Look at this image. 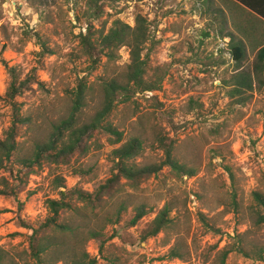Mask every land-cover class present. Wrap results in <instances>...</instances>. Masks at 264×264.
<instances>
[{"label": "rangeland", "instance_id": "obj_1", "mask_svg": "<svg viewBox=\"0 0 264 264\" xmlns=\"http://www.w3.org/2000/svg\"><path fill=\"white\" fill-rule=\"evenodd\" d=\"M137 14L147 19L149 29L142 51L145 82L156 83V89L132 85L116 94L105 122L120 133L119 142L116 134L96 131L86 154L66 165L36 166L16 199L0 196V244L28 246V228L20 221L37 227L45 219L46 200L58 197L55 176L64 179L67 189L94 192L112 175L113 150L137 137L142 150L135 162L160 169L133 186L122 179L108 199L106 213L120 204L126 209L117 224L106 227L102 240L85 244L98 263L264 264L246 256L264 249V223L257 225L250 216L251 193L264 191V84L245 103L227 96L225 84L236 62L213 15L248 17L230 0H0V139L11 119L3 99L9 83L4 63L14 66L20 78L35 75L40 82L16 98L32 124L17 129L14 169L22 167L20 158L32 154L51 125L67 116L80 80L86 85L80 122H89L103 107L102 81L125 83L129 48L122 46L91 69L79 33L91 27L98 36L116 19L133 26ZM252 22L264 30L263 23ZM166 150L192 175L163 165ZM1 177L12 180L4 170ZM165 203L173 208L171 224L142 241L141 231ZM138 206L147 214L129 227ZM236 234L243 236L232 239ZM227 244L244 249L221 261ZM173 246L183 258L165 257Z\"/></svg>", "mask_w": 264, "mask_h": 264}, {"label": "trees", "instance_id": "obj_2", "mask_svg": "<svg viewBox=\"0 0 264 264\" xmlns=\"http://www.w3.org/2000/svg\"><path fill=\"white\" fill-rule=\"evenodd\" d=\"M234 1L239 2L249 13L261 18L260 23L264 24V0ZM215 10L220 11L216 7ZM213 18L219 19L218 32L226 33L224 36L229 38L230 52L236 62L235 73L225 84L228 88L227 96L237 100V103H245L250 92L256 87L261 88L264 84V33H253L245 25L235 21L230 27L221 14H214ZM94 33L91 27H87L78 35L83 55L90 62L91 69L99 65L101 58H113L122 46L129 48V64L124 72L125 83L121 84L114 80L102 81L100 86L104 93L103 107L89 122H80L86 93V85L80 80L72 94L67 116L51 125V130L43 141L34 143V150L30 156L20 158L18 164L22 167H16L17 170L14 169L16 159H19L17 129L20 125L30 126L32 120L21 112L16 98L30 90L32 85H40V82L35 75L20 78L14 66L4 63L9 75V83L3 99L10 107L11 119L9 127L4 131V137L0 139V170L7 171L12 180L0 178V196L16 199L23 190L28 175L34 172L36 166L66 165L74 156L86 154L89 140L96 131L104 129L116 134L119 142L120 133L110 123L105 122L116 94L128 91L132 85L133 88H140L142 91L156 89V83L149 84L144 78L146 60L142 57V51L149 33L145 17L137 14L133 26L116 19L107 29H100L97 32L98 36ZM248 52L250 55L246 56ZM247 63L250 64L245 67ZM141 150L142 143L137 137H130L121 146L115 148L112 175L94 192L77 187L67 189L64 179L55 176L53 182L58 189V197L46 200L47 216L37 227L26 225L23 220L20 221V227L28 228L24 233L28 246L23 249L17 246L7 249L0 244V264H99L97 257L86 250L85 244L90 240H102L106 227L117 224L122 210L126 209L124 204H120L115 212L106 213L105 204L108 199L117 191L116 187L121 184L122 179L128 180L133 186V183L160 169V166L138 165L135 158ZM163 165L170 166L174 173L192 175L191 171L182 170V165L173 159L169 150H166V160ZM172 211L173 208L165 203L141 231V240L146 241L166 230L172 222ZM88 213H91L90 218L87 216ZM146 214L147 210L144 207H134L128 226H134ZM250 216L257 225L264 223V191L256 190L251 193ZM242 236L243 234H236L232 239L237 240ZM239 242L241 243L240 240ZM102 245L101 242L100 250ZM243 249V246L234 247L227 244L222 250L221 261H224L229 252L235 250L241 252ZM246 256L264 262V249L246 253ZM165 257L183 258L174 246L169 248Z\"/></svg>", "mask_w": 264, "mask_h": 264}, {"label": "crops", "instance_id": "obj_3", "mask_svg": "<svg viewBox=\"0 0 264 264\" xmlns=\"http://www.w3.org/2000/svg\"><path fill=\"white\" fill-rule=\"evenodd\" d=\"M233 4H235L236 6H238L241 10H243L244 13L247 14V18H237L235 16H228L227 14H221L224 15L225 20L227 21L228 25H230L231 27V23L233 21L235 22H239L243 25H245L249 30L253 31V33H264L263 27L262 26H254L253 25V20L257 21V22H261V18H258V16L253 15L251 13L248 12L247 9L243 8L244 6H241L239 2L234 1V0H230ZM249 17H251L253 20L249 19ZM261 20V21H260ZM264 25V24H263ZM233 30V28H232Z\"/></svg>", "mask_w": 264, "mask_h": 264}]
</instances>
